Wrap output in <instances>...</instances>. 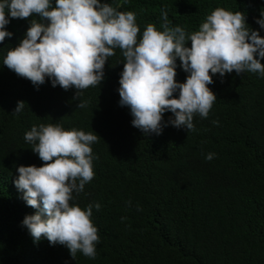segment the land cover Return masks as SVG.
<instances>
[{
  "label": "trees",
  "instance_id": "obj_1",
  "mask_svg": "<svg viewBox=\"0 0 264 264\" xmlns=\"http://www.w3.org/2000/svg\"><path fill=\"white\" fill-rule=\"evenodd\" d=\"M101 2L135 14L137 42L149 24L164 30L162 12L170 27L190 35L217 8L242 12L246 27L264 36L256 23L264 0ZM6 17L5 27L13 35L0 42V264H264V76L216 73L208 85L216 99L207 118L194 115L195 131L168 125L160 135L145 134L132 125L130 109L119 103L124 66L119 48L106 61L101 84L73 99L75 88L53 87L46 77L37 89L4 65L32 19H39L35 14L11 18L7 9ZM116 61L121 66H112ZM176 64L175 79L185 82L188 73L179 58ZM173 95L178 98L179 90ZM18 101H24V108L14 113ZM80 102L86 106L77 107ZM172 116L166 111L163 121ZM40 124L98 136L91 145L94 177L70 201L85 210L89 204L101 205L93 207L91 217L99 236L94 259L79 251L74 259L66 246L50 244L43 236L34 242L22 224L36 209L27 206L14 180L19 166L43 164L24 138ZM208 153L215 154L210 161Z\"/></svg>",
  "mask_w": 264,
  "mask_h": 264
},
{
  "label": "clouds",
  "instance_id": "obj_2",
  "mask_svg": "<svg viewBox=\"0 0 264 264\" xmlns=\"http://www.w3.org/2000/svg\"><path fill=\"white\" fill-rule=\"evenodd\" d=\"M118 8L101 0H55L54 7L51 0H0V42L13 35L5 27L10 22L6 9L11 18L39 17L32 19L25 38L7 52L3 63L37 89L46 77L53 87L75 88L73 99H77L81 90L101 84L106 61L119 48L124 58L119 103L130 109L134 127L156 135L168 125L195 131L194 115L207 118L216 99L208 87L214 74L224 77L248 71L264 76V36L246 27L242 12L217 8L190 35L182 27H170L167 12H162L164 30L149 24L137 42L140 29L135 14ZM256 23L264 29V11ZM189 40L190 47L186 46ZM177 58L188 73L182 83L175 79ZM112 66L121 64L116 61ZM177 90L178 98L173 95ZM23 102H17L14 113L23 110ZM166 111L173 116L163 121ZM24 138L43 164L17 168L14 184L27 206L36 209L24 217L23 226L34 242L43 236L50 244L66 246L74 259L78 251L94 259L99 236L91 217L93 207L99 210L101 205L89 204L85 210L70 201L94 177L91 145L98 136L40 124L33 125ZM214 156L208 153L205 159ZM140 192L148 195L146 190Z\"/></svg>",
  "mask_w": 264,
  "mask_h": 264
}]
</instances>
